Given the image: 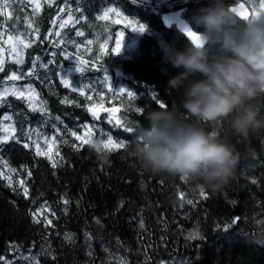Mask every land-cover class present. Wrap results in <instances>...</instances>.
Masks as SVG:
<instances>
[{
	"label": "trees",
	"instance_id": "trees-1",
	"mask_svg": "<svg viewBox=\"0 0 264 264\" xmlns=\"http://www.w3.org/2000/svg\"><path fill=\"white\" fill-rule=\"evenodd\" d=\"M243 1L256 11L261 0ZM207 3L0 0V264H264V129L247 141L231 136L241 159L217 189L146 170L125 131L147 124L158 105L181 106L183 89H169L168 80L182 69L164 52L189 39L161 14L183 8L191 23ZM13 73L21 79H9ZM203 126L226 132L223 123ZM88 129L93 142L82 144L77 136ZM108 136L125 147L91 146Z\"/></svg>",
	"mask_w": 264,
	"mask_h": 264
},
{
	"label": "clouds",
	"instance_id": "clouds-1",
	"mask_svg": "<svg viewBox=\"0 0 264 264\" xmlns=\"http://www.w3.org/2000/svg\"><path fill=\"white\" fill-rule=\"evenodd\" d=\"M232 9L224 0H208L185 24L199 42L165 49V59L182 69L168 80L169 89H183L181 106L147 111V124L133 129L131 141V151L153 174L222 187L241 159L231 136L247 141L264 129V12L242 18ZM181 108L195 122L183 118ZM205 123L226 124V132ZM91 146L102 148L101 141Z\"/></svg>",
	"mask_w": 264,
	"mask_h": 264
},
{
	"label": "snow or ice",
	"instance_id": "snow-or-ice-1",
	"mask_svg": "<svg viewBox=\"0 0 264 264\" xmlns=\"http://www.w3.org/2000/svg\"><path fill=\"white\" fill-rule=\"evenodd\" d=\"M133 2H135V0H133ZM249 3H252L253 0H248ZM37 7H39V5H37ZM241 8L244 7L243 4L240 5ZM234 12H236L239 16H241L242 18H247L248 15L244 14L243 12H238V9L236 7H233L232 9ZM110 11H115L114 9H111ZM260 12H264V0H261V6H260ZM253 13H257V11H253ZM119 14V13H117ZM258 14V13H257ZM127 19V18H125ZM125 27H130L131 29L133 30H139V31H143L144 30V25L138 21H127ZM184 32L187 34V36L189 38H191V40L193 42H199V37H198V34L195 33L194 31L188 29L187 27L184 28ZM80 33H78L79 35ZM124 35L125 33L123 31L119 32L117 34V38L115 40V45L110 49V51L114 54H118L120 51H121V48H122V43H123V38H124ZM92 42L89 41V44H91ZM107 43V42H105ZM101 48V51H102V54L103 55H108L109 54V50L105 47V45H101L100 46ZM18 62H22V61H18ZM84 63H87L86 61H78V65L80 64H84ZM102 67V66H101ZM92 68L94 70H99V68L96 67L95 64L92 65ZM78 69L81 71V72H84V68L82 66H78ZM3 69H0V71H2ZM9 79H12V80H19L21 79L20 76H17L15 73H13V75L9 78ZM105 82L108 83V86H109V89L111 90L112 89V84L110 83V78L107 76V74L105 75ZM62 83L65 85V87H68V88H71V82L69 79L67 78H64L62 77ZM74 91L77 90V89H73ZM29 91H31V89H29ZM126 91V89L124 88H120L117 90V95H120V94H123L124 92ZM133 95V93L131 92H128V96L131 97ZM21 97L23 98V92H21ZM29 102V104L31 105L33 100H34V97L33 96H28L26 98ZM163 106V105H162ZM90 111H92L93 115L96 116L97 113L94 109H90ZM105 111H108L107 109H105ZM112 111H117V110H112ZM111 118L109 119V123H111ZM116 124L117 125H120V126H123L122 122L120 120H116ZM125 131L127 132H133V128L131 127H128L125 129ZM73 136H76L77 134L75 132L72 133ZM77 139L81 141L82 144H91L93 142L92 140V132L90 129H88L86 131V134L84 136H77ZM101 144L103 146V149H106V150H115V149H118V148H123L125 147L124 143H117L116 141H114L112 139L111 136H108V138L106 140H102L101 141ZM101 148H97V151H100ZM38 155H49L48 152H39L37 153ZM49 159H51V156H49ZM53 166H55V162L53 164ZM11 171H14V170H11ZM30 175V173H29ZM5 179H8L9 180V183H11V180L9 177H5ZM19 184L20 185H23L24 184V181H19ZM28 194V190L27 188H24V195L27 196ZM42 214V213H41ZM39 222V221H37ZM48 224H51V221H47ZM143 226V225H141ZM66 239H71V237H66ZM121 264H124L123 261H121Z\"/></svg>",
	"mask_w": 264,
	"mask_h": 264
},
{
	"label": "water",
	"instance_id": "water-1",
	"mask_svg": "<svg viewBox=\"0 0 264 264\" xmlns=\"http://www.w3.org/2000/svg\"><path fill=\"white\" fill-rule=\"evenodd\" d=\"M243 4L244 7L241 8L240 5ZM232 7H236L238 9V12H243L244 14L250 16L252 14L251 9L249 6L244 2L240 1L237 4L232 5ZM184 10L183 8L176 9V10H170V11H165L162 13V21L166 27H171L173 25L176 26V28L184 34L188 39L191 40L187 36V34L184 32L185 24L188 22L186 18L183 16ZM241 17V16H240ZM189 23V22H188Z\"/></svg>",
	"mask_w": 264,
	"mask_h": 264
},
{
	"label": "bare ground",
	"instance_id": "bare-ground-1",
	"mask_svg": "<svg viewBox=\"0 0 264 264\" xmlns=\"http://www.w3.org/2000/svg\"><path fill=\"white\" fill-rule=\"evenodd\" d=\"M63 1H65V0H63ZM190 2V1H189ZM237 2V1H236ZM195 3V2H194ZM235 4V3H234ZM64 6V5H63ZM251 6V5H250ZM165 11V10H164ZM71 13H72V11H71ZM59 15V14H58ZM53 16H55V15H53ZM57 16V15H56ZM72 18V17H71ZM68 19V18H67ZM70 19V18H69ZM68 19V20H69ZM63 20V19H62ZM29 37H30V35H28ZM61 119V118H60ZM72 126V125H71ZM114 127V126H113ZM83 135V134H82ZM105 136V135H104ZM107 136V135H106ZM96 141V140H95ZM119 259V258H118ZM120 261V260H119Z\"/></svg>",
	"mask_w": 264,
	"mask_h": 264
},
{
	"label": "rangeland",
	"instance_id": "rangeland-1",
	"mask_svg": "<svg viewBox=\"0 0 264 264\" xmlns=\"http://www.w3.org/2000/svg\"><path fill=\"white\" fill-rule=\"evenodd\" d=\"M31 1L38 2L39 0H31ZM260 6H261V1H260V5L258 6V9L256 11H260Z\"/></svg>",
	"mask_w": 264,
	"mask_h": 264
}]
</instances>
